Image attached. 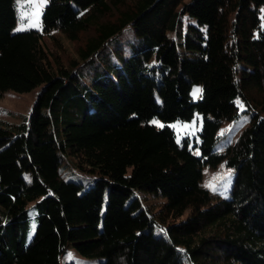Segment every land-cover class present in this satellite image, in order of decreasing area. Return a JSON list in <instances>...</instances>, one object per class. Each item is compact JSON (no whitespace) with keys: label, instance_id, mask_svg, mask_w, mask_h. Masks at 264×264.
Listing matches in <instances>:
<instances>
[{"label":"trees","instance_id":"16d2710c","mask_svg":"<svg viewBox=\"0 0 264 264\" xmlns=\"http://www.w3.org/2000/svg\"><path fill=\"white\" fill-rule=\"evenodd\" d=\"M15 1L0 0V96L42 89L22 126L0 121V264H64L69 245L100 264H264V0H49L23 31ZM128 24L141 47L101 57L87 83L79 67ZM55 31L79 43L72 68L52 62ZM197 113L198 153L168 124ZM62 152L92 185L63 179ZM220 164L237 181L215 200L203 171Z\"/></svg>","mask_w":264,"mask_h":264},{"label":"rangeland","instance_id":"374dc122","mask_svg":"<svg viewBox=\"0 0 264 264\" xmlns=\"http://www.w3.org/2000/svg\"><path fill=\"white\" fill-rule=\"evenodd\" d=\"M49 0H47L48 3ZM40 3V0H16L15 1V10L17 15V23L14 28L16 31L17 28L21 27V16L24 18V30L32 29L33 27H28V24L32 22L31 17L35 15L37 11L40 12L39 23L40 27L34 29H42V14L47 5L44 4L42 8L38 9L36 6ZM261 17V26L264 27V5L261 7L260 12ZM23 31V30H22ZM55 37L58 40L57 44H54L49 37L44 38V43L46 48L49 50L53 64L58 65V62L65 64L66 66L72 68L71 61L73 59H79L77 50L79 43L71 41L68 39L62 32L55 31ZM84 36V35H83ZM96 36L95 32H91L88 37ZM119 46H124V54L128 57L132 52L133 47H141V42L135 34V29L132 25L128 24L123 28L116 36L112 38L111 41H107L100 51L94 53V59L87 61L84 66L79 67L78 72L83 74V79L87 83H91L93 74L100 70L101 68V57L107 56L112 59L113 63H120L119 57L117 56L116 48ZM120 52V51H119ZM118 57V58H117ZM58 62H57V61ZM102 61V60H101ZM158 64L156 58L154 57L150 65ZM105 65V64H104ZM95 67V68H94ZM103 68V67H102ZM109 69V67H108ZM91 72V73H90ZM85 74V75H84ZM42 89V85L35 87L34 89L27 92H18L12 89H7L4 91L3 95L0 96V121L3 123L9 124L11 126L20 127L22 126L29 114L30 111L37 99L39 91ZM195 89H201L200 85H194L191 91L192 97L194 100L200 98V93L194 95ZM245 107L240 108V111H243ZM202 115L197 113L191 120L187 121H173L168 123L176 133V139L179 143H182L184 138H189L190 145L193 150L198 153V147H194L195 142H199V131L202 126ZM152 121H158L159 124L165 125V123L158 119L154 118ZM249 121V113L242 112L241 116L234 121L233 123L228 124L224 129L226 135L222 140L217 144V149L222 150L227 142L235 139L240 131L247 125ZM159 124H156L159 126ZM188 126V127H185ZM224 129L221 130L224 133ZM60 172L65 180H73L81 182L84 184L85 188H88L93 184L94 179L97 177V174L81 170L77 166V159L74 155L70 153L62 152V164L60 166ZM237 181V173L227 169L224 164H220L216 168L205 167L203 171V186L209 190V193L215 197V200H224L232 196L234 186ZM211 185V187L209 186ZM157 199L151 195H147L145 202L148 204L156 203ZM30 220H29V230L27 236V243H29L35 233L37 226V218L35 209L31 206L29 209ZM188 216V212H185L180 219ZM64 264H100L99 258H88L81 255L73 245L66 247L63 254Z\"/></svg>","mask_w":264,"mask_h":264},{"label":"snow or ice","instance_id":"6c2138e0","mask_svg":"<svg viewBox=\"0 0 264 264\" xmlns=\"http://www.w3.org/2000/svg\"><path fill=\"white\" fill-rule=\"evenodd\" d=\"M47 3V0H40V3L36 6L38 9L42 8L44 4ZM39 15H40V12L37 11L35 13L34 16L31 17V20L32 22L30 24H28V27H33V28H38L40 27V23H39ZM24 18H23V15L21 16V27L20 28H17L16 31H22L24 30ZM202 90L201 89H195L194 90V95H198ZM238 104H240L241 108H243V104L241 101H237ZM152 123L154 124H159L158 121H152ZM160 127H164L163 124H159ZM172 127H176V125H172ZM185 127H188V126H185ZM211 187V185H209ZM161 231H164L163 229H161Z\"/></svg>","mask_w":264,"mask_h":264}]
</instances>
